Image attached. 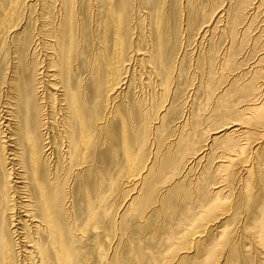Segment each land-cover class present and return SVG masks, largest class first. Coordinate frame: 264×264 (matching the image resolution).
Wrapping results in <instances>:
<instances>
[{
	"label": "rangeland",
	"instance_id": "obj_1",
	"mask_svg": "<svg viewBox=\"0 0 264 264\" xmlns=\"http://www.w3.org/2000/svg\"><path fill=\"white\" fill-rule=\"evenodd\" d=\"M33 75L37 168L11 138ZM69 90L88 122L71 147ZM263 114L264 0H0V213L17 226L16 264L53 261L32 247L38 224L73 264H264ZM228 126L233 143L214 132Z\"/></svg>",
	"mask_w": 264,
	"mask_h": 264
},
{
	"label": "bare ground",
	"instance_id": "obj_2",
	"mask_svg": "<svg viewBox=\"0 0 264 264\" xmlns=\"http://www.w3.org/2000/svg\"><path fill=\"white\" fill-rule=\"evenodd\" d=\"M238 9V8H237ZM224 12V11H223ZM241 13V12H240ZM240 13H239V15H240ZM69 14H71V13H69ZM236 14V13H235ZM235 16H237V14L235 15ZM239 17V16H238ZM237 17V18H238ZM229 19V18H228ZM52 22V21H51ZM53 23V22H52ZM103 23V22H102ZM53 25V24H52ZM51 25V26H52ZM118 25V24H117ZM55 26V25H54ZM53 27V26H52ZM70 27V26H69ZM86 27V26H85ZM90 27V26H89ZM89 27H88V29H89ZM53 29H54V27H53ZM91 29V28H90ZM45 29H42V31H40V33L41 34H45V31L47 30H45ZM55 30H57V29H55ZM86 30V29H85ZM26 31V30H25ZM113 31V30H112ZM23 32V31H22ZM53 32V34L51 35H49V36H51L50 38H48V45H49V48L51 49V50H53L52 52H51V50H50V53H52L53 55L54 54H56V47H55V41H56V36H55V31H52ZM24 33V32H23ZM28 33V32H27ZM69 33V32H68ZM115 33V32H114ZM22 34V33H21ZM86 34V33H85ZM14 36V35H13ZM29 36H30V34H27V36H26V43L28 44L29 43ZM115 36V35H114ZM73 38V37H72ZM87 38H89V37H87ZM60 40V39H59ZM87 41V40H86ZM62 42V41H61ZM101 42V41H100ZM116 44V43H115ZM72 45V44H71ZM70 45V46H71ZM60 46L62 47L63 46V44H61L60 43ZM117 46V45H116ZM153 46V45H152ZM72 47V46H71ZM116 48V47H115ZM80 49V48H79ZM150 49V48H149ZM154 49V48H153ZM167 48L164 46V47H162L161 45L157 48V50L155 49L154 51H155V55L157 56V58H155V60H156V62H158V63H160V65L162 64V65H167V64H170V61H171V58H170V52H167L168 50H166ZM67 51L69 52L70 51V49H63L62 50V56L65 58V56L67 55L66 53H67ZM153 51V50H152ZM115 53V52H114ZM51 54V55H52ZM26 55V54H25ZM137 55H141V52H139ZM71 56V55H70ZM30 58V57H29ZM53 58V56H51V59H49V60H51V62H53V65L51 64L50 66H53V67H55L56 66V63H55V59H52ZM55 58V57H54ZM178 59V58H177ZM115 60V59H114ZM151 60H152V62H153V60H154V57H153V53H152V56H151ZM28 61V60H27ZM108 61V60H107ZM30 62V61H29ZM228 63V62H227ZM232 63V62H231ZM230 63V64H231ZM151 64V63H150ZM32 65V64H31ZM33 65H34V63H33ZM111 65V64H110ZM228 65V64H227ZM226 65V66H227ZM153 66V65H152ZM225 66V65H224ZM52 67V68H53ZM28 68H30V64H28L27 65V69ZM68 68V67H67ZM31 69H33V66H32V68ZM55 69V68H54ZM49 70H51V69H49ZM232 70V69H231ZM52 71V70H51ZM50 71V72H51ZM55 71V70H54ZM23 72V71H22ZM32 72V71H31ZM20 73V72H19ZM35 75L37 76V74L35 73ZM35 75H33L34 76V82H36V84L35 83H33L32 81H30V83H27V85L26 86H24V89H23V92H21V91H19L20 92V94H19V92L17 93L16 92V98L17 97H19L18 98V102H20L19 104H18V102L16 103V105L20 108L19 109V114L21 113V115H19V116H22V114H23V119H22V122L21 121H19L18 120V122H19V125H18V127H19V130H17V131H15L14 133H15V135L16 136H13V137H11L12 139H15V140H17V135H18V133H19V138L21 137V141H23L24 139L25 140H27L28 141V145H29V147L30 148H28V150H29V154H30V156L29 157H32L31 159L33 160V161H31V162H33V164L35 165V167L37 168V166L39 165V161L41 160V161H45V159L47 158L44 154H42L41 152H38V150H37V143H36V139L37 138H35L34 137V134H35V131H37V129H36V125H39L38 124V113L40 112L39 110L41 109V107H40V99H41V96H39L38 95V89H39V87H40V82H39V80H38V77H35ZM55 75V74H54ZM111 77V76H110ZM29 80V79H28ZM30 80H32V79H30ZM25 81V80H24ZM13 82V81H12ZM29 82V81H28ZM104 83V82H103ZM35 84V85H34ZM119 85H120V83H118ZM122 84H125V81H123V82H121V85ZM68 85H70V84H68ZM67 85V86H68ZM76 85V84H75ZM77 87H78V84L76 85ZM94 86H97V85H94ZM239 86V85H238ZM238 86H237V88H238ZM75 87V86H74ZM99 87V86H98ZM119 87V86H118ZM117 88V87H116ZM242 88H244V86H241V89ZM95 89H96V87H95ZM124 89V88H123ZM22 90V89H21ZM77 91V90H76ZM11 92V91H10ZM97 92H99V91H97ZM224 92V91H223ZM96 93V92H95ZM95 93H94V95H95ZM11 95V94H10ZM64 98L63 99H65V97H68V101L70 100V106H66L65 108H66V112H67V114H66V117H65V119H66V126H68L69 128H68V140H69V146L71 147V140H72V137L74 136V128H75V125H76V123L77 124H81L82 126H80L82 129H86V127H87V125H86V120H84V116H85V114H86V105H85V102L82 100V102H81V108H78L76 105V102H77V100H78V96L79 95H77L76 94V92H74L73 90H69V91H67V93H65L64 92ZM98 96H99V93H98ZM97 96V97H98ZM77 99V100H76ZM81 101V100H80ZM97 101V100H96ZM78 103V102H77ZM80 103V102H79ZM87 103H88V101H87ZM231 103V102H230ZM89 104V103H88ZM42 105V104H41ZM91 105V104H90ZM95 105H96V103H95ZM94 105V106H95ZM97 106V105H96ZM92 107V106H91ZM17 108V107H16ZM22 108V109H21ZM73 109V110H72ZM72 110V112H73V114L71 115V113H70V111ZM91 110V109H90ZM117 110V109H116ZM111 111V110H110ZM258 111V110H257ZM17 111H16V113H18ZM93 113V112H92ZM116 113V112H115ZM41 115V114H40ZM39 115V116H40ZM90 115V114H89ZM1 116V115H0ZM18 116V115H17ZM262 116H264V114L263 115H260V117H262ZM259 118V117H258ZM86 121V122H85ZM90 122V121H89ZM1 123V122H0ZM41 124H43V123H41ZM87 124H88V122H87ZM239 124V123H238ZM237 123H236V125H238ZM247 125V124H246ZM17 126V125H16ZM78 126V125H77ZM89 126H91V125H89ZM88 126V127H89ZM240 126V125H239ZM1 127V126H0ZM223 127V126H222ZM229 127H231V126H228V127H226V128H224V129H219L218 131H214L215 133L217 132H219V133H221L219 136H221V135H225L227 138V140L228 141H232V143H233V138H236L235 136H236V132H237V129H235V128H232V129H229ZM242 127V126H241ZM240 127V128H241ZM239 128V127H238ZM243 128V127H242ZM1 129L2 128H0V133H5V132H3V131H1ZM88 130V129H87ZM226 130H228V131H226ZM239 130V129H238ZM84 131V130H83ZM94 132V131H93ZM239 132V131H238ZM249 131L246 129V130H242V134H246V133H248ZM23 133V134H22ZM67 133V132H66ZM82 133V132H81ZM41 134V133H40ZM4 136V135H3ZM7 136V135H6ZM1 137V139H2V136H0ZM5 137V136H4ZM43 137V136H42ZM39 138H40V136H39ZM6 140V139H5ZM4 139L1 141L2 143H3V141H5ZM24 140V141H25ZM38 140V139H37ZM20 141V140H19ZM21 141H20V144L22 145V143H21ZM42 141V140H41ZM135 141V140H134ZM1 143V144H2ZM39 143V142H38ZM46 143V142H45ZM18 143L16 142L15 143V148L16 149H19L20 147H18V145H17ZM26 144H27V142H26ZM39 146H40V144H39ZM68 146V147H69ZM2 147H3V145H2ZM253 147V146H252ZM5 148V147H4ZM21 150H22V148H20ZM38 149H41V148H38ZM27 150V151H28ZM128 150V149H127ZM44 151V150H43ZM16 152L17 151H15V153H13V154H16ZM71 152V151H70ZM126 152V151H125ZM254 152V151H253ZM19 153V152H18ZM40 153V154H39ZM28 154V155H29ZM71 154V153H70ZM39 155H40V157H39ZM199 155V154H198ZM71 156V155H70ZM72 157V156H71ZM42 158V159H41ZM40 159V160H39ZM48 159V158H47ZM25 161V160H24ZM30 161V160H29ZM8 162V161H7ZM6 162V163H7ZM41 163V162H40ZM246 163V162H245ZM9 164V163H8ZM32 164V165H33ZM45 164V163H44ZM8 167V166H7ZM34 167V166H33ZM32 167V168H33ZM34 167V168H35ZM39 167V166H38ZM45 167V166H44ZM10 168V167H9ZM52 168V167H51ZM50 168V169H51ZM244 170H245V172H248L249 173V170L251 169H248L249 167H248V165H244ZM8 169V168H7ZM46 170V169H45ZM49 170V169H48ZM3 171V170H2ZM6 171V170H5ZM4 171V172H5ZM33 171H34V169H33ZM53 171H54V169H53ZM46 172V171H45ZM252 172V171H251ZM11 172L9 171V173L8 174H10ZM13 173V172H12ZM148 173V172H147ZM247 173V174H248ZM2 174H4V173H2ZM8 174H7V176L6 177H8ZM36 174V173H35ZM55 174V173H54ZM5 175V174H4ZM46 175H47V178H48V180L50 181V183L52 184V188H51V193H50V199H51V201H52V203H56L59 199H61V198H59L58 199V197H59V191L60 192H62L63 190H62V185L58 182V180H57V176L56 177H54V176H52V173L51 172H49V171H47V173H46ZM147 175V174H146ZM10 176V175H9ZM36 176V175H35ZM10 178H11V176H10ZM10 178H8V179H10ZM7 179V180H8ZM35 179V178H34ZM42 180V179H41ZM6 183H4V186H6L5 185ZM51 184H50V186H51ZM34 185H35V183H34ZM38 185H39V183H38ZM37 185V186H38ZM1 186H3L2 184H1ZM36 187V186H35ZM5 188V187H4ZM60 189V190H59ZM0 190H1V188H0ZM4 190V189H3ZM49 190V189H48ZM40 192V191H39ZM66 192V191H65ZM4 193V192H3ZM5 195V194H4ZM3 195V196H4ZM49 195V194H48ZM63 195V194H62ZM1 196H2V194H1ZM6 198V197H5ZM45 198V197H44ZM64 198V197H63ZM66 198V197H65ZM43 199V198H42ZM1 200L2 201H0V203H2L3 201H4V198H2L1 197ZM41 200V199H40ZM28 201V200H27ZM45 201V200H44ZM50 201V202H51ZM63 201H64V199H63ZM59 203V202H58ZM56 205V204H55ZM41 206V205H40ZM58 206V205H57ZM65 207V206H64ZM47 209V208H46ZM65 209V208H64ZM48 211L46 212V215H48L49 216V209H47ZM2 211V210H1ZM60 212H62V211H60ZM5 214V213H4ZM3 213H0V264H16L17 263V257L15 256V253L17 254V252H15V249H14V246H13V243H11L12 242V239H11V235H12V233H17V226H15V225H13L12 226V228H10L9 226V228L7 227V224H6V216L4 215ZM12 216V215H11ZM11 216H10V218H11ZM33 219V218H32ZM20 221H22V220H20ZM33 221H36V219H34ZM50 221V220H49ZM37 222H39L38 220H37ZM13 223V222H12ZM40 223V222H39ZM50 223H52L51 221H50ZM42 224H38V225H35V232H36V234H37V236L36 237H33V239L31 240L32 242H33V246H32V244H31V246L32 247H35L37 250H38V254L40 255V261H41V263H43L44 261L47 263L49 260H51V256H49V251L51 250V252H50V255H51V253H52V251H53V253H54V256H53V264L54 263H56V264H73V256H72V252H73V249H71L70 247H66V248H64V249H60L59 248V246L61 245V244H63L62 242H63V239L61 238L62 237V235H59V233H58V229H56V228H54L53 229V231H50V230H47V228L45 229V228H42ZM15 227V229H13ZM45 229V230H44ZM24 230V229H23ZM61 233V232H60ZM45 234V237L43 236ZM18 236V235H17ZM15 237V236H14ZM44 237V238H43ZM21 238V237H20ZM61 238V239H60ZM10 239H11V241H10ZM16 239V238H15ZM59 239H60V242H59ZM62 240V241H61ZM20 241V240H19ZM66 241V240H65ZM13 242H14V240H13ZM68 243H70L71 244V242L70 241H68ZM15 244V243H14ZM17 244V243H16ZM19 245V244H18ZM30 245V244H29ZM16 247V246H15ZM24 247V246H23ZM19 249V248H18ZM19 254V253H18ZM55 261V262H54ZM50 262V261H49ZM48 262V263H49ZM52 262H51V264H52Z\"/></svg>",
	"mask_w": 264,
	"mask_h": 264
}]
</instances>
